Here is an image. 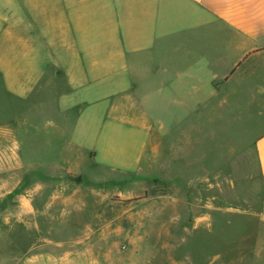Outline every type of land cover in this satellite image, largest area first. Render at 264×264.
<instances>
[{"label":"rangeland","instance_id":"obj_1","mask_svg":"<svg viewBox=\"0 0 264 264\" xmlns=\"http://www.w3.org/2000/svg\"><path fill=\"white\" fill-rule=\"evenodd\" d=\"M14 1L16 50L52 55L0 102V264H264V71L196 80L188 44L152 61L105 45L93 3Z\"/></svg>","mask_w":264,"mask_h":264},{"label":"crops","instance_id":"obj_2","mask_svg":"<svg viewBox=\"0 0 264 264\" xmlns=\"http://www.w3.org/2000/svg\"><path fill=\"white\" fill-rule=\"evenodd\" d=\"M71 1H76L81 7L89 2L96 6L98 22L110 24L111 31L106 29L104 32V36L107 35L105 45L108 42L110 49L116 47H113L115 43L119 45L125 37L128 52H140L153 61L152 56L155 54H164L165 48L160 46L161 43L174 50L182 49V44H188L191 71L197 72L192 73L191 77L207 82L217 79L226 81L229 77L217 74L203 78L199 72L235 71L233 79L244 81L255 76L257 71H264V0H67V4ZM20 6L21 1L18 5L14 0H0V102L8 104L9 108L11 103L21 101L22 88L17 79L20 80L22 70L29 66L30 69L46 71L49 68L47 56L52 55L51 49L42 48L40 54L45 57L38 62V49L35 52L29 47L25 52L16 50V44L22 42V17L16 10ZM121 23H126L127 29L125 34L118 31V38L122 39H116L117 32L114 33L113 24ZM131 24L138 26V33H131ZM36 28L35 35L38 38ZM47 34L48 30L43 28L41 35ZM30 35L33 34L30 32ZM172 38L174 43L170 40ZM162 39L167 42H161ZM23 59L26 62L24 66ZM157 64L153 66L155 70L163 68L161 63ZM168 67L178 70L175 65ZM243 72L248 74L243 75ZM56 74L61 75L58 72ZM179 75L178 84L181 86ZM160 147L156 145L149 148L151 152L146 161L150 162L157 155L156 152L161 150ZM253 147L264 186V133L255 140ZM146 151V145L143 144L138 162H141ZM81 178L80 175H74L76 185H80ZM70 198L67 203H70Z\"/></svg>","mask_w":264,"mask_h":264},{"label":"water","instance_id":"obj_3","mask_svg":"<svg viewBox=\"0 0 264 264\" xmlns=\"http://www.w3.org/2000/svg\"><path fill=\"white\" fill-rule=\"evenodd\" d=\"M83 180H84V179H83V178H81V180H80V183H82V182H83Z\"/></svg>","mask_w":264,"mask_h":264}]
</instances>
